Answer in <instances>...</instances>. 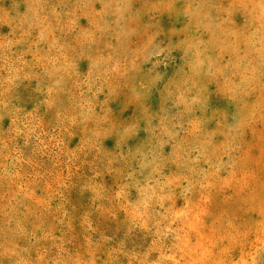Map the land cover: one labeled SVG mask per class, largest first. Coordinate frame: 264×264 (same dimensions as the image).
Segmentation results:
<instances>
[{
  "label": "rangeland",
  "instance_id": "obj_1",
  "mask_svg": "<svg viewBox=\"0 0 264 264\" xmlns=\"http://www.w3.org/2000/svg\"><path fill=\"white\" fill-rule=\"evenodd\" d=\"M0 264H264V0H0Z\"/></svg>",
  "mask_w": 264,
  "mask_h": 264
}]
</instances>
